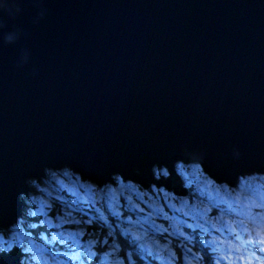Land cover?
Listing matches in <instances>:
<instances>
[{"label": "water", "instance_id": "water-1", "mask_svg": "<svg viewBox=\"0 0 264 264\" xmlns=\"http://www.w3.org/2000/svg\"><path fill=\"white\" fill-rule=\"evenodd\" d=\"M45 7L36 24L30 7L19 19L27 38L0 47V212L45 165L71 164L101 186L114 184L104 180L114 169L147 174L184 149L204 152L213 168L264 163V0ZM21 48L30 59L17 67Z\"/></svg>", "mask_w": 264, "mask_h": 264}, {"label": "clouds", "instance_id": "clouds-1", "mask_svg": "<svg viewBox=\"0 0 264 264\" xmlns=\"http://www.w3.org/2000/svg\"><path fill=\"white\" fill-rule=\"evenodd\" d=\"M29 7L35 10L34 24L43 19L47 13L45 0H27V3L25 0H0V47L15 45L22 38L28 37V31L18 21ZM29 59V51L21 48L16 66L23 67ZM231 158L234 161L241 159V152L238 148H232ZM228 163L227 159H224L222 166L218 165L213 168L204 152L184 149L172 157H160L153 161L147 169V174L139 167L131 171L117 168L112 170L104 180L111 178L121 187L126 186L133 191H139L146 180L148 188L152 191L158 190L168 196L166 188L169 186L184 188L189 186L187 182L189 169L202 175L217 177L221 181L219 187L225 191H230L227 181L232 178V173L238 175L241 168L254 169L251 172L252 177L258 174L257 170L264 172V163L244 166L237 164L231 165V168L228 167ZM72 168L73 165L68 163L60 166L45 165L37 174L24 178L23 188L15 194L14 209L10 213L0 212V264H5V259L8 257L14 258V264H124V259L120 258L122 250L125 252L128 264H138L139 261H144L146 256L162 261L165 257L161 255V251H166L173 258L168 260L167 264H174L175 252L170 247L173 245L172 240H168L164 245L156 241L154 246L140 243L137 245L138 250H127L122 249L121 242L111 230L107 231L106 236H101L99 231L86 232L84 227L66 233L44 231L45 228H58L60 225H54L50 217L40 219L38 223L33 220L38 216L46 217L43 207H35L42 205L44 201L34 192L51 196L52 193L42 185L50 184L58 174L67 175ZM261 179H264V175H261ZM157 185H160L158 189ZM261 189H264V185ZM147 194L148 189H144L141 193V195ZM230 195L231 199L226 202V209L216 218L217 224H213L212 227L225 240L231 238L235 241L241 249V255L250 257L255 264H264V190H245L244 182L241 181L236 189L230 191ZM149 199H151L150 196ZM248 205L251 207L249 208ZM46 206L50 209L52 204L49 203ZM169 207L180 211L173 205ZM96 211L100 212V209L97 208ZM160 211L163 212V209ZM66 215H71V213ZM163 218L171 219L166 213L163 214ZM99 219L107 225L102 212H100ZM60 223L89 225L93 221L91 219L83 222L61 219ZM108 227L111 226L108 225ZM172 227L175 228V225ZM187 227L193 229L200 227L204 233L210 234L209 230L200 224L195 226L188 224ZM157 231L163 234L169 230L160 226ZM169 235L183 237L188 245L193 244V239L180 229H175ZM108 238H112L111 242ZM217 240V237H213L210 241H201L203 248L197 252H193L191 247H186V249L181 247L184 260L192 264L189 259V253H191L196 264H205V258L208 264H224L229 250L218 244ZM56 245H62L63 250L57 249ZM204 250H207L206 257L200 255V251ZM228 264H234V262L229 260Z\"/></svg>", "mask_w": 264, "mask_h": 264}, {"label": "rangeland", "instance_id": "rangeland-1", "mask_svg": "<svg viewBox=\"0 0 264 264\" xmlns=\"http://www.w3.org/2000/svg\"><path fill=\"white\" fill-rule=\"evenodd\" d=\"M261 175H264V173L258 172L255 177H252L251 173H247L242 176L237 175V177L234 179L235 185L231 186L228 184L229 190L231 191L232 189H236L241 181L244 182L245 190H264L261 189V186L264 185V179H261ZM57 181H59V183H57ZM212 181L213 179L208 175H202L201 173L192 171L191 169L188 170V187L193 188L194 192L200 196L199 200L201 202H197V196L194 197L195 199H192L191 195L178 196L172 194L173 192H171V190H166L169 193L168 196H165L164 193L158 190L152 191L151 189L148 190L147 195H141L143 190L140 189L139 191H133L126 186L121 187L116 181H114V184L111 182H105L101 186H98L94 182L96 186L101 188L100 192H95L89 186L90 183L79 181L78 179H75V176L71 177L68 174H58L54 179L57 187L60 186L65 188L67 191L65 192L72 195L70 196L68 194L70 197L80 200V202L64 201L68 204V206H70L71 212L76 210L84 213L90 217L87 218L84 216L85 220H94L98 226H106L109 230L113 231V233H115L114 231L119 228L117 231L119 235L127 234L131 236L126 240V243L129 245V250H138L132 245L140 244L139 241H141L146 246H154L155 242L159 241L160 239L158 235L155 234V232L160 233L157 231V229L160 226H163L164 228H168L169 231L159 234L162 240L159 241L160 245H164L168 240H172L173 245H175V247H179L181 251V247H184L185 249L186 247L192 248L195 243H200L201 241H210L213 239V237H217V243L229 250L225 256L224 264H228L229 260L233 261L234 264H255V262L252 261L250 257H245L240 254L241 249L237 246L235 241H232L231 238L229 240H225V238L221 236L220 233L216 232L212 227L213 224H217L216 218L226 209V202L231 199L230 191H225L222 187H219L221 182L213 183ZM42 186L47 187V185ZM158 188L159 187H157V189ZM116 192H118V194ZM171 194L175 197H173ZM149 196L151 199H149ZM135 201L147 206L150 210L143 209V211L147 210L145 212L146 214L139 211L135 206V204L138 203H135ZM184 201H186V203H184ZM169 205H173L174 208H178L180 211H175L173 207H169ZM36 207H43V204ZM120 207H128L129 210L133 212L132 216L128 217L126 214L121 216L119 213ZM248 207L250 208L251 206L248 205ZM97 208H99L100 212L104 214L107 220V225L104 223V221L99 219L100 212L96 211ZM125 208L122 209L125 210ZM160 209H163V212H161ZM43 210L46 213V207H43ZM165 213L171 217V219H164L163 214ZM185 213H187V215H185ZM68 219L77 220L76 217L72 216H70ZM119 219L121 220L119 221ZM188 224H192L194 226L197 224L203 225L204 228L209 230L210 234L204 233L203 229L200 227H195V229L189 228L187 227ZM108 225L111 227L109 228ZM172 225H175V228H173ZM141 228H144V230L148 231L149 233L152 232L153 237L139 236V234L143 235L142 232L144 230ZM74 229L73 227H64L58 231L66 233L68 231H74ZM175 229H180L186 235L192 238L193 244L188 245L187 242L183 240V237L170 236L169 233ZM152 233L150 234L152 235ZM132 235H138L139 240ZM200 246L203 248V244L200 243ZM61 247L60 250H63L62 245ZM170 247L172 248V251H175L172 245ZM122 249H124L123 245ZM161 255L165 257V259L162 261H158L153 257L146 256L145 260L141 262L142 264H167L168 260L173 259L166 251H161ZM183 256L184 253L181 251L183 262L178 263L179 260L176 258L178 256H176L175 253L174 264H188V262L184 260ZM120 258L124 259V264H128L125 255H120ZM189 259H192L190 253ZM138 264H140V262H138ZM192 264L194 263L192 262Z\"/></svg>", "mask_w": 264, "mask_h": 264}, {"label": "trees", "instance_id": "trees-1", "mask_svg": "<svg viewBox=\"0 0 264 264\" xmlns=\"http://www.w3.org/2000/svg\"><path fill=\"white\" fill-rule=\"evenodd\" d=\"M68 175L69 176H71V177H74L75 176V179H78L79 181H82V182H85V183H90L89 184V186L95 191V192H100L101 191V188H99L98 186H96V184L94 183V181H92V180H88L87 178H85V177H83V175H81L80 173H77V172H74L73 170H70L69 172H68ZM77 177H79V178H77ZM51 187H50V186ZM49 185H47V190L49 191V192H51L52 193V195L51 196H47V195H45L44 193H39V192H34V194L35 195H37V196H39V197H41L42 199H43V201H44V203H43V207L45 208L46 207V217L45 216H38V217H35V218H33V220L35 221V222H39V220L40 219H44V218H51V220H52V223L54 224V225H60V227H54V228H52V229H43L44 231H46V232H60V231H58L59 229H61V228H64V227H73V229L75 228V229H79L80 227H84L85 228V230H86V232H97V231H99L100 232V234H101V236H106V233H107V231H109V229L106 227V226H103V225H101V226H98V224L96 223V221H94V220H92L93 221V223L92 224H89V225H84L83 223L81 224V225H76L75 223H63V224H61L60 223V221H61V219H64V220H69L68 218L70 217V216H72V217H76V219L77 220H81L82 222L83 221H85V219H84V216L85 217H87V218H90L88 215H86V214H84V213H81V212H79V211H76V210H73V212H71V208H70V206H68V204L67 203H65L64 201H68V202H80V200L79 199H77V198H72V197H70V196H72V195H70L69 193V195L66 193L67 191H66V189L65 188H63V187H57V184L54 182V180H52L51 181V183L49 184ZM143 188V187H142ZM141 188V190H143L144 191V189H150V188H143L142 189ZM187 189V196L188 195H191V197H192V199H195L194 197L195 196H197V199H198V201L197 202H201L200 200H199V198H200V196L197 194V193H195L194 192V189L193 188H189V187H187L186 188ZM66 191V192H65ZM172 192V191H171ZM117 194H118V192H116ZM173 194V193H172ZM171 194V195H172ZM125 196H127L126 194H124ZM99 196V195H98ZM173 196V195H172ZM173 197H175V196H173ZM98 200H99V198H98ZM49 203H51L52 204V207L49 209L46 205L47 204H49ZM135 203H138L137 201H135ZM134 203V204H135ZM135 206H136V208L139 210V211H141V212H143V213H145L146 211L144 210L143 211V209H148V210H150L147 206H145V205H143V204H141V203H138V204H135ZM36 207V206H35ZM122 208H125V207H120V209H119V213L121 214V216L122 215H127L128 217H130V216H132V211L131 210H129V208L128 207H126L125 208V210H123ZM73 209V208H72ZM83 212V211H82ZM67 213H71V215H66ZM146 214V213H145ZM71 220V219H70ZM121 219H119V221H120ZM74 229V231H76ZM119 229V228H118ZM118 229L117 230H115L114 232V236L117 238V240L119 241V242H121V244L123 245V247H124V249H127V250H129V248H128V244L126 243V240L129 238V237H131V236H129V235H119L118 234ZM142 230H144V228H141ZM130 231H132L131 229H129ZM143 235H140L139 233V236H142V237H153V233L152 232H150V233H152V235L148 232V231H146V230H144L143 232ZM155 234H157L158 235V237L160 238L159 239V241H162L161 240V237H160V233H156L155 232ZM122 236H125V237H122ZM133 237H135V238H137L138 240H139V237H138V235H132ZM111 239L112 238H109V241L111 242ZM140 243H142L141 241H139ZM134 248L136 247L137 248V245H135V244H133L132 245ZM60 247H61V245H56V248L57 249H60ZM107 247V246H106ZM172 247H173V249H175V253H176V256H178V257H176L177 258V260H179L178 261V263H182L183 262V259H182V257H181V251H180V248L179 247H175V245H172ZM62 248V247H61ZM200 249H202V247L200 246V243H195L194 245H193V247H192V251L193 252H197V251H199ZM200 253H201V256H207V251L206 250H204V251H200ZM120 255H125V252L124 251H121V253H120ZM190 256H191V258H192V254L190 253ZM134 258H136V257H134ZM191 261L194 263V264H196V261L194 260V259H191ZM140 262V264H142V262L141 261H139ZM205 264H208V262H207V259L205 258Z\"/></svg>", "mask_w": 264, "mask_h": 264}, {"label": "bare ground", "instance_id": "bare-ground-1", "mask_svg": "<svg viewBox=\"0 0 264 264\" xmlns=\"http://www.w3.org/2000/svg\"><path fill=\"white\" fill-rule=\"evenodd\" d=\"M113 182H114V180H113ZM98 185V184H97Z\"/></svg>", "mask_w": 264, "mask_h": 264}, {"label": "flooded vegetation", "instance_id": "flooded-vegetation-1", "mask_svg": "<svg viewBox=\"0 0 264 264\" xmlns=\"http://www.w3.org/2000/svg\"><path fill=\"white\" fill-rule=\"evenodd\" d=\"M114 183V182H113ZM112 185V184H111Z\"/></svg>", "mask_w": 264, "mask_h": 264}]
</instances>
